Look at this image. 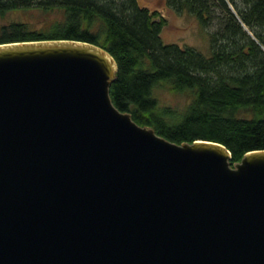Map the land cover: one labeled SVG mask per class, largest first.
<instances>
[{
	"label": "water",
	"instance_id": "95a60500",
	"mask_svg": "<svg viewBox=\"0 0 264 264\" xmlns=\"http://www.w3.org/2000/svg\"><path fill=\"white\" fill-rule=\"evenodd\" d=\"M117 70L92 42L0 44V264H264V150L158 135Z\"/></svg>",
	"mask_w": 264,
	"mask_h": 264
},
{
	"label": "trees",
	"instance_id": "16d2710c",
	"mask_svg": "<svg viewBox=\"0 0 264 264\" xmlns=\"http://www.w3.org/2000/svg\"><path fill=\"white\" fill-rule=\"evenodd\" d=\"M166 4L215 27L210 57L164 43L166 19L138 0H0V17L34 8L62 12L47 29L33 30L21 21L0 25V44L72 39L102 46L118 63L112 102L136 123L179 144L203 139L225 144L234 164L246 152L264 150V0ZM160 82L193 92L182 115L160 107L152 93ZM243 110L250 114L240 117Z\"/></svg>",
	"mask_w": 264,
	"mask_h": 264
},
{
	"label": "rangeland",
	"instance_id": "374dc122",
	"mask_svg": "<svg viewBox=\"0 0 264 264\" xmlns=\"http://www.w3.org/2000/svg\"><path fill=\"white\" fill-rule=\"evenodd\" d=\"M140 7H147L152 12L158 11L166 19L161 38L164 43L179 44L180 47H193L199 50L205 57H210L212 50L210 47V34L215 30L214 26L204 27L198 17L188 12L181 14L174 11L166 4V0H138ZM62 17V12L41 11L37 8L28 10H14L8 12L6 16L0 17V25L14 21L26 22L29 28L47 29ZM153 96L157 99L160 107L170 108L179 116L185 111L193 98L190 90H176L170 82H160L153 89ZM250 113L246 110L240 111L239 116L243 117Z\"/></svg>",
	"mask_w": 264,
	"mask_h": 264
}]
</instances>
